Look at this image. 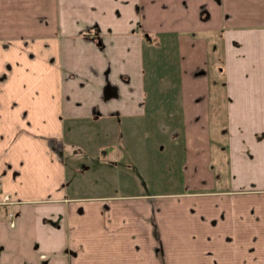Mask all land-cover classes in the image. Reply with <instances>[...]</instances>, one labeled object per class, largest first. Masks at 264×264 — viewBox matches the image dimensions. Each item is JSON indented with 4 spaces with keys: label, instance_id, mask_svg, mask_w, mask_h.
<instances>
[{
    "label": "crops",
    "instance_id": "1",
    "mask_svg": "<svg viewBox=\"0 0 264 264\" xmlns=\"http://www.w3.org/2000/svg\"><path fill=\"white\" fill-rule=\"evenodd\" d=\"M263 46L264 0H0V264H264Z\"/></svg>",
    "mask_w": 264,
    "mask_h": 264
},
{
    "label": "rangeland",
    "instance_id": "2",
    "mask_svg": "<svg viewBox=\"0 0 264 264\" xmlns=\"http://www.w3.org/2000/svg\"><path fill=\"white\" fill-rule=\"evenodd\" d=\"M263 47H260V48L263 49V51H264V48ZM216 64L222 66L223 65V61H219V62L217 61ZM160 68H162V67H160ZM210 68L213 70V73L212 74L215 76L212 79H217L218 80V84L219 85H222L223 84V80H222V72L220 73V70H219L220 68H218V71H217L216 68H214L211 65H210ZM209 80L210 81H213L211 79H209ZM147 133H148V136H150L151 133H153V132H152V130H150V132H147ZM148 140L149 141H147V143H150L151 144V140H152L151 137H148ZM6 209H7V211H5V213H4L5 216L10 215V214L12 215L15 212L14 211V208H12V207H9V208H6ZM9 209H10L11 213L10 212L8 213V210ZM3 212H4V210H3Z\"/></svg>",
    "mask_w": 264,
    "mask_h": 264
}]
</instances>
